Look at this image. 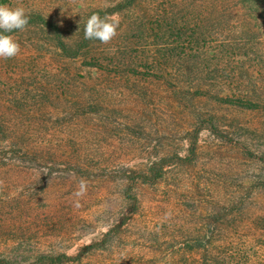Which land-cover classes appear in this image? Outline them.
<instances>
[{
	"label": "rangeland",
	"instance_id": "obj_1",
	"mask_svg": "<svg viewBox=\"0 0 264 264\" xmlns=\"http://www.w3.org/2000/svg\"><path fill=\"white\" fill-rule=\"evenodd\" d=\"M0 3L3 263L264 264V0Z\"/></svg>",
	"mask_w": 264,
	"mask_h": 264
},
{
	"label": "clouds",
	"instance_id": "obj_2",
	"mask_svg": "<svg viewBox=\"0 0 264 264\" xmlns=\"http://www.w3.org/2000/svg\"><path fill=\"white\" fill-rule=\"evenodd\" d=\"M27 24L28 16L22 7L12 8L0 3V59L13 58L18 54L19 44L11 33L23 31ZM83 32L85 39L107 44L116 35V23L92 13L84 23Z\"/></svg>",
	"mask_w": 264,
	"mask_h": 264
},
{
	"label": "trees",
	"instance_id": "obj_3",
	"mask_svg": "<svg viewBox=\"0 0 264 264\" xmlns=\"http://www.w3.org/2000/svg\"><path fill=\"white\" fill-rule=\"evenodd\" d=\"M135 0H126L127 5L133 3ZM59 46L63 47L62 43L60 41L57 42ZM0 134H3V130L0 128ZM95 246V245H94ZM48 264H54L53 258H50L46 261ZM46 263V264H47ZM0 264H5L3 261L0 260Z\"/></svg>",
	"mask_w": 264,
	"mask_h": 264
}]
</instances>
